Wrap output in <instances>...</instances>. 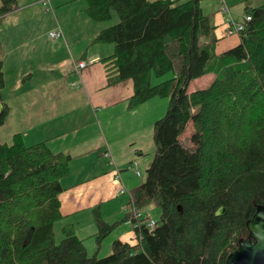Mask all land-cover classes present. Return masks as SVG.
I'll use <instances>...</instances> for the list:
<instances>
[{"label":"trees","instance_id":"obj_1","mask_svg":"<svg viewBox=\"0 0 264 264\" xmlns=\"http://www.w3.org/2000/svg\"><path fill=\"white\" fill-rule=\"evenodd\" d=\"M84 1L94 20L110 19L112 10L118 17L97 37L114 45L100 59L107 85L132 81L129 108L169 98L153 123L155 151L145 179L132 191L138 209L157 205L158 225H142L135 244L114 239L103 257L88 256L71 224L56 244L61 179L71 156L46 141L28 145L16 132L11 142L0 141V264H224L238 238L247 236L256 205L264 206V4L245 7L251 19L239 41L216 54L217 39L200 42L214 28L200 0ZM15 9L16 0H0V24ZM208 72L215 74L211 83L188 92L189 82ZM189 122L187 147L179 137ZM221 205L226 213L215 215ZM93 211L98 242L130 218L107 223ZM225 232L231 239L213 263L211 239Z\"/></svg>","mask_w":264,"mask_h":264},{"label":"crops","instance_id":"obj_2","mask_svg":"<svg viewBox=\"0 0 264 264\" xmlns=\"http://www.w3.org/2000/svg\"><path fill=\"white\" fill-rule=\"evenodd\" d=\"M224 29L227 36L232 35L227 34L226 26ZM49 37H51L50 34ZM52 39L51 44L60 48L54 47L51 53L46 52L48 55L40 58L53 60L41 63L40 58H37L34 60L35 65L26 60L34 51H37L33 48L37 41L36 36L15 46V48H22L23 51L14 59L17 63L15 71L11 73L14 74L12 81L7 80L11 74L7 76L5 71L10 59L3 55L0 45V62L4 80L1 89L9 86L19 91L27 85L25 78L33 77L36 69L44 72L52 71L61 80L57 87L49 89L47 101H44L43 94L34 95L31 98L30 104L36 107L31 110V115L27 114V107L20 112L14 110L19 107L17 99L4 101L0 96L5 107V115L7 114V121L11 123L8 132H12L10 135L20 132L28 145L46 141L53 151H61L71 156L70 172L61 179L63 190L59 194V200L62 219L68 218L67 220L79 224L78 215L93 217L95 216L93 210L96 208L106 222L121 221L129 214L126 209V197L118 192L121 182L124 184L122 176L127 182L125 176L127 169H130L128 167L130 162L136 160L138 166L144 169L155 151L150 135L149 118H146L140 110L128 107V98L133 93L130 79L115 85H107V68L105 63L100 61L101 58L97 61L101 63L100 67L95 64L94 70H91L92 66L87 70L85 68L79 76L72 66L75 57L72 53L65 51L63 46L61 47L60 36ZM25 48L30 49L25 50ZM59 50H61L60 54H58ZM2 57L5 58L2 59ZM75 76L79 82L78 86H81L73 88L71 86L77 85V81H70V78ZM213 78L214 75L208 73L191 80L188 88L191 85L193 88L192 90L187 88L188 92L208 86ZM23 93L27 92L24 90ZM14 96L18 97V95ZM21 101L28 105L25 103L26 99ZM44 104L47 107H43ZM22 118L28 120V125L21 124L22 121L19 120ZM106 150L112 154L116 166L120 169L121 181L114 178L115 166L104 159L106 157L103 153ZM93 221L95 222V217ZM88 225L94 230L97 229L92 223ZM125 225L128 226L127 230L123 229ZM117 226H119L117 239L130 244L139 241V234L136 232L132 218Z\"/></svg>","mask_w":264,"mask_h":264},{"label":"rangeland","instance_id":"obj_3","mask_svg":"<svg viewBox=\"0 0 264 264\" xmlns=\"http://www.w3.org/2000/svg\"><path fill=\"white\" fill-rule=\"evenodd\" d=\"M183 1L185 0H179L178 2ZM227 3L230 7L231 15L234 17V19L240 21L245 15V7L259 6L261 4H264V0H227ZM218 4V0H200V6L202 7L204 13L211 18L212 24L214 25L210 36L206 39L202 38L200 42L207 43L210 42L213 38L217 39L215 41L214 48L216 54H218L217 52L230 47V45L232 46V44L235 45L238 42L239 38L237 33L228 36L226 35L224 29L226 26L224 22L226 15H222L219 11H217ZM51 5L53 10L46 9L47 7L44 6L40 0H16L17 9L6 14L5 17L1 20L0 45L3 55L5 57H9L10 59V63L5 70L7 72V76L15 71V64L17 62L15 63L14 59L16 58V56H19V54H21V51H23L22 48H15V46H17L18 44L23 43L26 40H30L34 36L37 37V41L33 45V48H36L37 51H34L31 54L32 58L29 56V58L26 60L33 63V65H35L34 60H36L37 58L47 56L48 53L46 52L51 53V51L54 50V47L55 49L60 48V46H54L51 44L50 41H52L53 39L49 37L50 31H61L59 39L61 42V47L63 46L65 51H67L68 53H72L73 57H75L74 60H83L86 63V70L91 66V70H94L95 66L93 65L95 64L100 67L101 63L97 61H99L100 58L110 55L113 52L114 45L112 43L101 42L97 39V37L103 28L117 21L118 17L114 10H112L110 19L98 21L94 20L86 13V2L84 0H51ZM29 49L25 48V50ZM60 53L61 50L58 51V54ZM5 57H2V59H4ZM50 60L53 59L40 58L41 63ZM85 68L83 70H80V72L82 73ZM208 73H212V75L215 76L214 72ZM13 75L14 74L8 76L7 80L12 81ZM170 76L171 74L167 73L164 76L160 77L158 80L167 79ZM27 77L25 78L27 85L24 88H21L19 91H15L8 86L5 89H0V96L4 99V101L17 99L19 107L16 109L14 108V110L16 112H20L27 107V114L31 115V110L36 108L34 104H30L31 98L34 95L43 94L45 95L42 96L44 101H47L46 99L49 94V89H54L55 87H57L61 80L56 75V73L52 71L44 72L39 69L35 70L33 77ZM70 81H77V85L75 86H71L69 83V85L73 88L81 86H78L79 82L76 76L71 77ZM192 88L193 85L189 86L188 90H192ZM24 90L27 93H23ZM12 93H14V95H18L19 98L14 96ZM22 99H26L25 103L30 105L28 106L23 104L21 101ZM168 99L169 98L167 97L154 96L133 108V110H140L145 114L146 118H149V129L152 141L153 122L166 113ZM45 106L47 107L46 104L43 105V107ZM3 120L4 121L2 122V124H0V139H2L3 142L8 141L9 143L12 141V136L14 133L10 135L12 132H8L10 131L11 123L7 121V114L4 116ZM19 121H22L21 124L24 123L25 126L29 123L27 122V119L25 120L23 118ZM192 132L193 127L191 122H189L184 132L179 137L180 140H182V143L187 147L191 146L187 141V138ZM104 159L106 161L108 160V158ZM147 166L148 164L145 166V168ZM145 168L142 169V167H140L139 165V169L141 171L140 177H136L132 170L127 169L128 171L125 176L127 178V182H125L123 176L122 179L128 191L132 192L134 188L137 187V185H139L140 182L145 179ZM123 195H125L126 201H128L129 195ZM142 210L147 212L149 216L155 218H158L160 214L159 208L154 202L147 204ZM93 217L78 215L77 220L80 221L79 224L75 221L67 220L68 218H60L56 220L53 226L54 242L57 244L61 240L63 236L62 227L65 224H71L74 227V231L76 232V234L83 240V244L86 248L88 256L95 254L97 255V257H103L109 254L111 252L112 241L114 239H117L116 234L119 226L116 225L110 233L105 235L98 242V239L95 235L97 229L94 230L92 226L88 225V223H92L94 227H96V222L93 221ZM120 224H123V222H121ZM123 229L127 230L128 226H123ZM229 237L231 239V235L229 234V232L213 236V239H211L213 242L212 251L210 252V248H208V251L210 252L211 262L214 263L216 261L219 251L222 250L224 246H226V244L229 242Z\"/></svg>","mask_w":264,"mask_h":264},{"label":"built area","instance_id":"obj_4","mask_svg":"<svg viewBox=\"0 0 264 264\" xmlns=\"http://www.w3.org/2000/svg\"><path fill=\"white\" fill-rule=\"evenodd\" d=\"M169 1H174V0H169ZM41 2L47 7L48 10H53L50 0H41ZM218 11L226 15V18L224 20L225 25H226V32L227 34H234L240 32L247 21L251 19L250 15L245 14L243 16V19L238 21L234 19V17L231 15L230 12V7L228 6V3L226 0H218ZM51 38H56L61 35L60 30L56 31H51L50 33ZM72 66L77 72V74L80 76V70H83L86 67V63L83 60H74L72 62ZM74 84V83H73ZM106 158H108L109 164H112L115 166L114 168V178L121 181V176H120V169L118 166L115 164V160L112 156V154L109 151H104L103 154ZM136 176L140 177L141 172L138 166V162L136 160H132L128 166ZM119 194H128L129 195V200L126 203V209L128 210L130 214V218L133 219L135 228L140 231V228L142 225L146 226L149 229L155 228L158 223H157V218H153L149 216L146 212H144L141 209H138L135 206L134 198L132 195V192L128 191L126 186L121 182L119 189H118ZM141 238V234H139V239Z\"/></svg>","mask_w":264,"mask_h":264},{"label":"water","instance_id":"obj_5","mask_svg":"<svg viewBox=\"0 0 264 264\" xmlns=\"http://www.w3.org/2000/svg\"><path fill=\"white\" fill-rule=\"evenodd\" d=\"M5 107L0 99V117ZM226 206L221 205L215 215H224ZM248 234L245 238H238L237 247L230 251L224 264H264V206L257 204L251 218L246 223Z\"/></svg>","mask_w":264,"mask_h":264},{"label":"flooded vegetation","instance_id":"obj_6","mask_svg":"<svg viewBox=\"0 0 264 264\" xmlns=\"http://www.w3.org/2000/svg\"><path fill=\"white\" fill-rule=\"evenodd\" d=\"M245 238V237H244Z\"/></svg>","mask_w":264,"mask_h":264}]
</instances>
